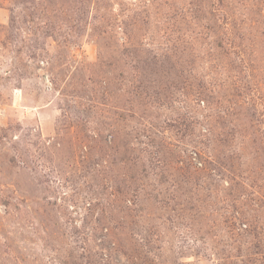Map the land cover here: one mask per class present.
I'll list each match as a JSON object with an SVG mask.
<instances>
[{"label":"rangeland","instance_id":"obj_1","mask_svg":"<svg viewBox=\"0 0 264 264\" xmlns=\"http://www.w3.org/2000/svg\"><path fill=\"white\" fill-rule=\"evenodd\" d=\"M0 264H264V0H0Z\"/></svg>","mask_w":264,"mask_h":264},{"label":"trees","instance_id":"obj_2","mask_svg":"<svg viewBox=\"0 0 264 264\" xmlns=\"http://www.w3.org/2000/svg\"><path fill=\"white\" fill-rule=\"evenodd\" d=\"M219 48H220V46H219ZM221 49V48H220ZM224 51H225V49H224ZM196 156H197V154H196ZM193 159H195L194 157H193ZM190 231H192V230H190Z\"/></svg>","mask_w":264,"mask_h":264}]
</instances>
